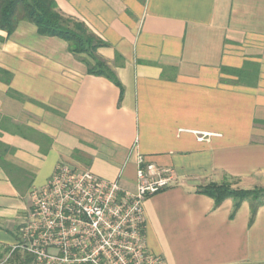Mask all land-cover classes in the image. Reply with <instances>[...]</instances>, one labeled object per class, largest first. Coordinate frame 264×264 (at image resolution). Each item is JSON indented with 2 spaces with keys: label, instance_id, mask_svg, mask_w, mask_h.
I'll use <instances>...</instances> for the list:
<instances>
[{
  "label": "crops",
  "instance_id": "0c3cea01",
  "mask_svg": "<svg viewBox=\"0 0 264 264\" xmlns=\"http://www.w3.org/2000/svg\"><path fill=\"white\" fill-rule=\"evenodd\" d=\"M54 1L105 44L119 87L28 22L0 31V245L13 248L58 163L134 191L141 155L173 177L143 202L149 253L264 264V204L250 223L249 201L233 213L196 191L264 187V0Z\"/></svg>",
  "mask_w": 264,
  "mask_h": 264
},
{
  "label": "built area",
  "instance_id": "2783aa9c",
  "mask_svg": "<svg viewBox=\"0 0 264 264\" xmlns=\"http://www.w3.org/2000/svg\"><path fill=\"white\" fill-rule=\"evenodd\" d=\"M135 190L87 169L58 163L29 194L27 218L12 250L37 264H166L148 252L143 202L171 187L173 177L136 157Z\"/></svg>",
  "mask_w": 264,
  "mask_h": 264
},
{
  "label": "trees",
  "instance_id": "16d2710c",
  "mask_svg": "<svg viewBox=\"0 0 264 264\" xmlns=\"http://www.w3.org/2000/svg\"><path fill=\"white\" fill-rule=\"evenodd\" d=\"M22 21L34 25L38 35L42 37H54L66 42L71 54L75 56L86 55L93 62L90 64L83 60L90 75L104 76L119 87V83L109 66L96 56L97 50L104 47L105 44L92 34L83 23L60 13L54 0H0V31L9 36L14 32L18 23ZM253 71L251 65L246 64L242 69L232 72L238 77L239 82L243 83L249 76L253 75ZM6 75L0 69V76ZM235 184L236 182L232 180L220 184L208 183L197 187L196 191L211 198L215 206L227 199L233 200V213L243 201H249V222L252 223L257 209L264 204V187L245 190L236 188ZM0 247H4L6 253H9L10 248L3 245ZM19 253L18 250H12L10 253L14 260L19 261L18 264L34 262L33 258L27 254H24L23 259H20Z\"/></svg>",
  "mask_w": 264,
  "mask_h": 264
},
{
  "label": "rangeland",
  "instance_id": "374dc122",
  "mask_svg": "<svg viewBox=\"0 0 264 264\" xmlns=\"http://www.w3.org/2000/svg\"><path fill=\"white\" fill-rule=\"evenodd\" d=\"M76 20V19H75ZM78 21V20H77ZM97 56V55H96ZM77 57L81 58L82 60H85L87 62H89L90 64H92V60L89 59L86 55L81 54V55H77ZM98 57V56H97ZM100 59V58H99ZM236 188H240V189H253V186L251 185H243L242 187H236ZM27 217L25 216V219ZM12 251V248L10 249L9 253H6V251L4 250V247H0V264H18L19 261L14 260V258H12V256H10V253ZM20 253L18 255H20V259H23L24 254L22 251L18 250ZM21 261V260H20ZM34 261V260H33ZM31 264H37L35 261Z\"/></svg>",
  "mask_w": 264,
  "mask_h": 264
}]
</instances>
